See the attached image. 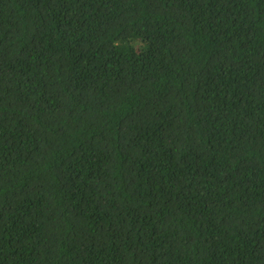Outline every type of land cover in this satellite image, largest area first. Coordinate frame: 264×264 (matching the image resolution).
Returning <instances> with one entry per match:
<instances>
[{
    "label": "trees",
    "instance_id": "16d2710c",
    "mask_svg": "<svg viewBox=\"0 0 264 264\" xmlns=\"http://www.w3.org/2000/svg\"><path fill=\"white\" fill-rule=\"evenodd\" d=\"M0 264H264V0H0Z\"/></svg>",
    "mask_w": 264,
    "mask_h": 264
}]
</instances>
